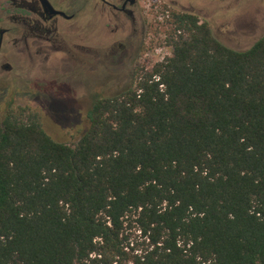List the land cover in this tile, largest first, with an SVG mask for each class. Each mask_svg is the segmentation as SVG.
I'll list each match as a JSON object with an SVG mask.
<instances>
[{
  "label": "trees",
  "instance_id": "obj_1",
  "mask_svg": "<svg viewBox=\"0 0 264 264\" xmlns=\"http://www.w3.org/2000/svg\"><path fill=\"white\" fill-rule=\"evenodd\" d=\"M177 22L76 146L0 118V264H264V36L240 51Z\"/></svg>",
  "mask_w": 264,
  "mask_h": 264
},
{
  "label": "flooded vegetation",
  "instance_id": "obj_2",
  "mask_svg": "<svg viewBox=\"0 0 264 264\" xmlns=\"http://www.w3.org/2000/svg\"><path fill=\"white\" fill-rule=\"evenodd\" d=\"M263 4L264 0H0V86L19 84L30 93L33 71L54 80L60 67L56 64L66 63L63 57L73 62L95 52L117 62L116 67L106 66L108 70L129 66L135 77L143 53L151 49V36L159 41L165 34L173 56L174 43L187 32L177 16L206 25L223 43L220 38L245 19L252 21L253 31L264 33ZM168 25L172 33L163 31ZM70 68L67 74L82 68L80 73L93 81L90 67Z\"/></svg>",
  "mask_w": 264,
  "mask_h": 264
},
{
  "label": "rangeland",
  "instance_id": "obj_3",
  "mask_svg": "<svg viewBox=\"0 0 264 264\" xmlns=\"http://www.w3.org/2000/svg\"><path fill=\"white\" fill-rule=\"evenodd\" d=\"M251 22L246 19L238 21L236 26H231L230 34L220 40L231 49L248 50L264 36V33L253 31ZM172 30V25L163 29L171 33ZM164 35L159 36V41L151 36L153 39L150 43L151 49L143 53V58L139 62V73L135 77L129 66L127 68L121 66L120 71L108 70L106 66L116 67L117 62L113 64L104 58V53L95 52L89 56L87 53L82 54L73 62L63 57L66 63L56 64L60 67L54 80L47 79L44 75H37L33 71L30 93L25 94L23 86L19 84H13L9 88L0 86V118L11 110L17 112L18 118L23 122H29L33 116H36L44 131L54 141L76 146L89 127L88 112L98 98L111 97L131 85L135 87L146 71H151L155 65L172 57L170 43ZM155 42L157 43L154 44ZM155 49H161L160 53H156ZM84 61L85 64H80ZM82 65L91 68L89 72L94 75L93 81L90 82L91 77L87 73H80L82 68L77 69ZM69 67L77 69L76 73L67 74L65 71H68ZM69 77H71L69 80L62 81ZM135 219L131 217L126 224V235L132 242L131 247H136L138 242H141Z\"/></svg>",
  "mask_w": 264,
  "mask_h": 264
},
{
  "label": "built area",
  "instance_id": "obj_4",
  "mask_svg": "<svg viewBox=\"0 0 264 264\" xmlns=\"http://www.w3.org/2000/svg\"><path fill=\"white\" fill-rule=\"evenodd\" d=\"M161 49H155L156 53H160ZM162 63V62H161ZM158 80V79H157Z\"/></svg>",
  "mask_w": 264,
  "mask_h": 264
}]
</instances>
